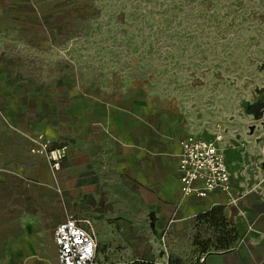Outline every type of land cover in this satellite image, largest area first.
Listing matches in <instances>:
<instances>
[{"label":"rangeland","instance_id":"374dc122","mask_svg":"<svg viewBox=\"0 0 264 264\" xmlns=\"http://www.w3.org/2000/svg\"><path fill=\"white\" fill-rule=\"evenodd\" d=\"M34 24L10 28L49 58L0 53V122L17 142L25 120L43 130L24 140L27 155L0 157V203L4 190L11 199L21 190L23 204L36 193L55 203L62 160L53 170L39 144L67 146L118 110L155 139V153L159 140L177 148L217 133L225 156L264 155V0H48ZM81 225L93 230L92 220ZM125 251L129 243L114 249Z\"/></svg>","mask_w":264,"mask_h":264},{"label":"crops","instance_id":"0c3cea01","mask_svg":"<svg viewBox=\"0 0 264 264\" xmlns=\"http://www.w3.org/2000/svg\"><path fill=\"white\" fill-rule=\"evenodd\" d=\"M47 1L0 0V53L9 47L25 60L49 58L47 49L29 42V34L10 28L35 26ZM19 35L21 39L15 38ZM5 91L2 86L3 104ZM7 110L2 105L0 117ZM127 117L128 111L118 110L107 121L94 123L92 133L64 146L55 203L36 193L30 197L33 202L23 204L21 190L12 199L3 191L0 264H57L54 230L69 218L83 229L82 220L93 221V230H86L98 245L93 264H131L136 259L146 264H264V155L247 160L245 151L230 149L225 156L221 139L218 148L231 192L214 189L205 197L184 196L178 171L182 140L177 148L159 140L162 152L155 153V139L136 134L139 127L129 126ZM25 122L24 140L42 129ZM50 125L45 122L44 129ZM10 137L0 122L2 160L29 153L27 142ZM126 243L129 252H114L116 245Z\"/></svg>","mask_w":264,"mask_h":264},{"label":"built area","instance_id":"2783aa9c","mask_svg":"<svg viewBox=\"0 0 264 264\" xmlns=\"http://www.w3.org/2000/svg\"><path fill=\"white\" fill-rule=\"evenodd\" d=\"M221 135L211 140L188 138L180 142L179 183L184 196L191 194L205 197L214 189L231 192L230 175L226 167L224 155L218 148ZM39 152L44 155L53 170L58 169L64 157V147H48L39 144ZM199 183L201 187H195ZM57 264H93L96 253L94 236L78 226L69 218L54 230ZM131 264H146L136 259Z\"/></svg>","mask_w":264,"mask_h":264}]
</instances>
